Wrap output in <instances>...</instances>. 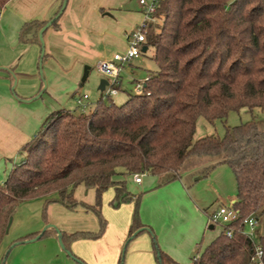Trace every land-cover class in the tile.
Returning <instances> with one entry per match:
<instances>
[{
    "label": "trees",
    "instance_id": "16d2710c",
    "mask_svg": "<svg viewBox=\"0 0 264 264\" xmlns=\"http://www.w3.org/2000/svg\"><path fill=\"white\" fill-rule=\"evenodd\" d=\"M9 1L0 0V12ZM60 10L50 20L51 28H58ZM155 16L161 23L149 25L144 46L146 52L152 49L156 70L141 82L139 93L128 94L119 105L102 96L88 114L54 111L20 149L23 161L0 184V244L18 205L35 199L44 201V221L51 204L71 212L82 208L97 218L95 233L61 232L66 250L78 240H98L106 228L101 199L110 188L115 191L114 208L134 204L129 243L141 233L142 195L127 191L128 179L173 174V180L190 157H220L234 176L232 206L240 219L229 227L230 237L221 229L198 248L190 264L252 263L255 243L241 232V223L264 215V133L251 120L226 127L223 137L193 141V136L200 117L214 123L230 112L264 111V0H161ZM48 22L24 24L19 42L40 45L39 31ZM45 59L44 54L42 62ZM113 88L120 90L116 84ZM78 186L95 191L94 205L75 199ZM39 234L16 239L8 254ZM50 235L57 233L50 228L39 240ZM258 244L264 264V236ZM153 251L158 264H176L155 242ZM71 255L74 264H86ZM123 261L124 254L118 264Z\"/></svg>",
    "mask_w": 264,
    "mask_h": 264
},
{
    "label": "crops",
    "instance_id": "0c3cea01",
    "mask_svg": "<svg viewBox=\"0 0 264 264\" xmlns=\"http://www.w3.org/2000/svg\"><path fill=\"white\" fill-rule=\"evenodd\" d=\"M62 1L10 0L0 12V160L20 152L34 137L38 125L52 111L46 108L45 102L40 101L45 92L53 102H58L62 96L73 95L83 67H96L100 61L110 59L113 54L125 52L127 34L137 28L143 18L139 0L137 5H132L131 0H67L58 28L50 27L44 33L46 59L42 62L40 73L41 46L20 43L19 32L26 23L50 21L61 8ZM126 72L130 73V70ZM90 73L89 68L88 75ZM43 80L46 81V87L42 91ZM95 104L92 108L91 103L87 102L89 113ZM220 162L218 157L194 156L184 162L177 179L172 180L173 174L167 177L147 175L139 184L134 183L133 178L129 179L136 190H128L126 183L127 191L132 195H142L139 207L142 228L125 251L123 264H158L148 235L152 230L158 234L160 250L176 264H190V256L194 255L195 249L208 245L217 237L218 234L203 243L209 227L206 209L210 203L192 200L184 179L193 182L199 170L206 168L213 171L225 165ZM197 181L194 179V182ZM78 189L86 188L78 186L75 192ZM75 192L74 197L78 202L94 205V190L88 191L93 193L86 197L81 194L77 196ZM103 196L101 214L106 220V228L102 237L98 240H78L70 245L71 253L86 264H118L131 225L134 204L126 203L112 209V194L104 204ZM214 199L220 202V206L222 203L232 205L235 201V197L221 193H216ZM43 202L42 199H35L18 205L0 244V264L13 241L38 233L47 224L67 234L95 233L99 230L98 220L91 212L82 208L71 212L59 204L48 206L44 221ZM171 218L181 219L184 223L179 236L172 235L176 232ZM165 220H169L168 225L162 227L161 223ZM47 256L57 262L63 258L56 235L14 247L4 264H30L36 259L45 261Z\"/></svg>",
    "mask_w": 264,
    "mask_h": 264
},
{
    "label": "rangeland",
    "instance_id": "374dc122",
    "mask_svg": "<svg viewBox=\"0 0 264 264\" xmlns=\"http://www.w3.org/2000/svg\"><path fill=\"white\" fill-rule=\"evenodd\" d=\"M148 1V0H146ZM138 0H131V4L132 5H137ZM161 20H159L158 18H156V23H154L153 25L156 24H160ZM152 49L149 48L148 51L142 55L139 59H136L134 61H132L130 64L128 65H124L120 76L116 82V85H119V83H121V87H120V91L117 92V94L115 96H111L110 100H112L116 105L121 104V102H123L125 100V98L127 97L128 94H134L135 93V86L138 84V82H140L141 79H143L146 76V78L148 77V73L149 72H153L156 70V66L155 63L153 62V60L151 59L152 56ZM85 67H89L91 69V73L90 75L87 76L86 80L84 83L81 82L83 74H84V69ZM82 69V75L80 77V79H78V81L76 82V92L73 95H65L64 97L62 96L61 98H58V102H53L49 100V94L47 92H45L43 94V97L40 99V101L45 102L46 104V108L51 109L52 111L49 112L47 115H49L50 113L57 111L58 109H65V110H70L75 112L76 114L81 113L80 108H78L76 106V100L81 99L84 95L87 96L88 100H82V103L84 105L87 106V102L91 103V107L93 108L94 104L97 103V101L100 99L101 95L103 94V97L105 95V93H101L99 91V86H100V82L101 80H106L105 77H103L102 75H100L96 68L94 66H85ZM130 70V73H127L126 71ZM42 71V70H41ZM41 71H39L41 73ZM107 81V80H106ZM46 81H42L43 83V89L42 91L45 89ZM141 85V83H139ZM41 91V92H42ZM40 92V93H41ZM40 93L35 96L34 98L38 97L40 95ZM32 98V99H34ZM31 99V100H32ZM105 102H108L106 99H104ZM122 100V101H121ZM53 106V108H51V106ZM89 113V109L87 106V110L85 111L84 114H88ZM251 120H254L256 123V128L257 131L259 132H263L264 133V111H261L259 109H255L253 110L252 113L249 112H240V113H235V112H230L227 116V118L223 119V120H216L214 121V123H209L207 122L204 118H198L197 122H196V129H195V133L193 136V141H197L201 138L207 137V136H218V137H223L225 134V129L226 127H235L238 126L240 124L249 122ZM41 124L38 125L37 130L40 128ZM25 155L20 153V152H16L13 156L11 157H4L2 158V160H0V184H2L8 173L10 172V170L13 168V166L19 164L20 162L23 161ZM220 158V157H219ZM196 159H201V158H196ZM185 169V168H183ZM170 174H165L163 177H167ZM145 177H147V175H144V177L142 178L143 180L146 179ZM194 179H197V182H194ZM193 179V182H190V179L188 180L187 178L184 179V183L187 185L186 188H188L187 190H189V197L194 200L195 202L200 203L202 202H209L210 204L208 205V208L206 209V211L208 212V214H210L211 212H213L216 208H218V206H220V202L219 201H215L214 197L216 195V193H221L224 196H231V197H235L236 195V184H235V180H234V176L230 170V168L227 165H222L219 166L218 168H216L215 170L211 171V169H202L199 170L198 174H195V178ZM193 187H191V185H193ZM127 188L128 190L134 191L136 190L135 185L129 181V179L127 180ZM92 189H85V190H80L78 189L75 194L77 196L84 195V197L91 195V193L93 192H88ZM115 191L113 188L108 189L107 191H105L103 193V197H104V202L108 196H110L112 194V200L114 198V194ZM103 201V200H102ZM225 206H228L229 203H222ZM102 206V204H101ZM110 208L115 209L112 204L110 203ZM180 216V214H179ZM258 222L257 225L255 226L254 230H253V237L252 240L255 244L258 243V239L261 236H264V215L261 214H257L256 216ZM169 220L164 223H161L162 227L168 225ZM171 224L174 227V231L176 233H172V235L174 236H179V234H181L182 230H183V225H182V221L181 219H174L171 218L170 219ZM184 224V223H183ZM156 227V225H155ZM208 227V226H207ZM44 228V227H43ZM247 229V228H246ZM42 231V230H41ZM40 231V232H41ZM221 231V228L218 226H215L213 230H209L207 228L206 230V239L205 241H203V243L205 244L207 242V240H209V237H214L216 234H219ZM147 233V232H146ZM171 234V232H170ZM149 237H150V241L152 243V246H154V242L156 243V245H158V247L160 248V241H159V237L158 234L154 232V230L151 231V233H148ZM171 235V236H172ZM128 239L126 238L124 241V245H123V249L120 255V258H122V255L125 254V251H127L128 246L130 245V243L134 240L132 239L129 243L127 241ZM161 240V239H160ZM22 246V245H19ZM205 245H201V248H203ZM18 247V246H16ZM58 249L61 253V257H63L61 260H59V262L54 260H50V258L47 256L45 258V261H38V259L34 260L33 263L30 264H71L72 260L60 249L59 244H58ZM198 249H195V251L197 252ZM8 249L5 251V254L7 253ZM196 252L194 253V255L196 254ZM190 256V259L192 260L193 256ZM119 258V260H120ZM190 260V262H191ZM5 262V261H4Z\"/></svg>",
    "mask_w": 264,
    "mask_h": 264
},
{
    "label": "built area",
    "instance_id": "2783aa9c",
    "mask_svg": "<svg viewBox=\"0 0 264 264\" xmlns=\"http://www.w3.org/2000/svg\"><path fill=\"white\" fill-rule=\"evenodd\" d=\"M161 0H139V5L142 9V22L137 28L130 31L126 37L127 49L123 53H115L108 60L100 61L96 65L97 72L106 78L107 86L105 87L103 93H105L103 98H110L114 96L117 91L113 88L116 84L120 73L124 65L130 64L132 61L139 59L142 56V48L146 42V33L149 25L156 23V11L158 4ZM141 85L136 86L137 93L140 92ZM82 100H87V96L84 95ZM81 99L76 100L77 107L80 108L81 113H85L87 106L82 103ZM145 174H137L133 177V181L136 184L141 183L142 178ZM240 215L232 205H221L218 206L213 212L208 215V225L218 226L221 229H227L225 231L228 237L231 236V231L229 227L233 224L239 222ZM257 219L254 216L245 218L241 225V232L252 240L253 230L257 225ZM247 228V229H246ZM253 241V240H252ZM262 249L257 243L254 244V256L252 258L251 264H263L262 262Z\"/></svg>",
    "mask_w": 264,
    "mask_h": 264
},
{
    "label": "water",
    "instance_id": "95a60500",
    "mask_svg": "<svg viewBox=\"0 0 264 264\" xmlns=\"http://www.w3.org/2000/svg\"><path fill=\"white\" fill-rule=\"evenodd\" d=\"M66 4H67V0H63V2H62V6H61V10H60V14L64 11V9H65V7H66ZM51 24H52V21H49L40 31H39V34H38V38H39V42H40V46H41V55H40V60H39V70L41 71L42 70V57L44 56V39H43V36H44V33L46 32V30L48 29V28H50V26H51ZM146 52V47L144 46L143 48H142V53H145ZM88 73H89V67H85V69H84V74H83V77H82V80H81V82L82 83H84L85 82V80H86V78H87V76H88ZM107 86V81L106 80H101V82H100V86H99V91L100 92H103L104 91V89H105V87ZM10 223H11V220H10V222H9V224H8V227H9V225H10ZM54 229L55 231H56V233H57V241H58V244H59V247H60V249L73 261V257H72V255H71V253H70V251H68V250H66L65 249V247H64V244H63V242H62V239H61V232L59 231V230H57L54 226H52V225H47V226H45L43 229H42V231L40 232V234H39V236H37L35 239H33V240H30V241H26L25 242V244L26 243H32V242H35V241H38L39 240V238H40V236L46 231V230H48V229ZM208 229L209 230H213V226H209L208 227ZM137 234V232L136 233H134L133 234V236L132 237H134L135 235ZM8 254V251H7V253L5 254V256ZM5 261V259L3 260V262Z\"/></svg>",
    "mask_w": 264,
    "mask_h": 264
}]
</instances>
